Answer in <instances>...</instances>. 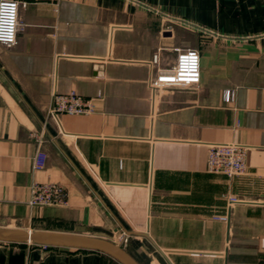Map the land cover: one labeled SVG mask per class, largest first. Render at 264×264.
Wrapping results in <instances>:
<instances>
[{"label": "crops", "instance_id": "crops-1", "mask_svg": "<svg viewBox=\"0 0 264 264\" xmlns=\"http://www.w3.org/2000/svg\"><path fill=\"white\" fill-rule=\"evenodd\" d=\"M18 1L16 43L0 44V234L102 238L132 264H264V0ZM175 47L199 50L200 82L154 94L152 56L170 65ZM71 91L92 109L47 118ZM213 143L241 145L243 172H209ZM47 181L65 206L28 204ZM35 243L0 238V264H125Z\"/></svg>", "mask_w": 264, "mask_h": 264}, {"label": "built area", "instance_id": "built-area-1", "mask_svg": "<svg viewBox=\"0 0 264 264\" xmlns=\"http://www.w3.org/2000/svg\"><path fill=\"white\" fill-rule=\"evenodd\" d=\"M18 0H0V44L11 47L16 43L17 32L21 28L19 20ZM167 23V29L170 31ZM191 25V24H189ZM175 52L174 62L163 65L161 55L156 52L151 59L152 72L149 78V87L155 94L160 90L179 87H195L200 82V53L195 47L173 48ZM233 93L226 90L224 98L226 101L232 99ZM92 100L82 97L71 91L68 93H54L47 118L56 119L60 114H83L92 109ZM38 143L42 136H38ZM43 153L37 150L32 168L39 169L43 166ZM245 169L244 148L237 143H213L208 147L207 170L212 173L223 174L227 177L239 175ZM28 204L31 206H65L68 203L67 189L56 182H33L29 186ZM234 200V198H231ZM215 219L226 220L224 215H216ZM128 234L122 232L120 241L125 244ZM35 245V242L28 241ZM44 249L47 245L42 246Z\"/></svg>", "mask_w": 264, "mask_h": 264}, {"label": "water", "instance_id": "water-1", "mask_svg": "<svg viewBox=\"0 0 264 264\" xmlns=\"http://www.w3.org/2000/svg\"><path fill=\"white\" fill-rule=\"evenodd\" d=\"M48 237H58L62 239L71 240L76 242L78 245L92 246L100 250L108 252L115 257H117L121 262L125 264H132L128 257L123 253V251L118 247L112 244L111 242L104 240L102 238L83 236L77 234H64V233H51V232H18L16 235L4 236L0 234V238H9V239H18V240H27L36 242L43 238Z\"/></svg>", "mask_w": 264, "mask_h": 264}]
</instances>
